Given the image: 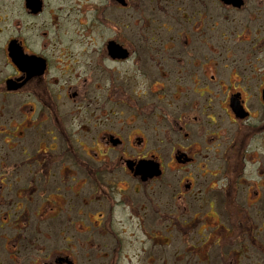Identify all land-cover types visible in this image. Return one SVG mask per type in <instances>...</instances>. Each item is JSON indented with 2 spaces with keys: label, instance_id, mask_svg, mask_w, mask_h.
Wrapping results in <instances>:
<instances>
[{
  "label": "flooded vegetation",
  "instance_id": "flooded-vegetation-1",
  "mask_svg": "<svg viewBox=\"0 0 264 264\" xmlns=\"http://www.w3.org/2000/svg\"><path fill=\"white\" fill-rule=\"evenodd\" d=\"M1 240L264 264V0H0Z\"/></svg>",
  "mask_w": 264,
  "mask_h": 264
},
{
  "label": "rangeland",
  "instance_id": "rangeland-1",
  "mask_svg": "<svg viewBox=\"0 0 264 264\" xmlns=\"http://www.w3.org/2000/svg\"><path fill=\"white\" fill-rule=\"evenodd\" d=\"M117 118H115V123H117ZM3 232V231H2ZM186 241V240H185ZM4 241H0V246L1 245H3L2 243H3ZM175 243V242H174ZM3 248L4 247H0V259H1V256H2V259L4 258L5 260H3V262H2V264H23L24 262L20 259V260H18V262H15V263H12L11 261H10V259L9 258H7V255L4 253V251H3ZM159 254H160V258L157 260V262H155L154 264H165L164 263V260H163V254H162V251H159ZM29 255V254H28ZM189 257H191L190 255H188V257H186V259H189ZM7 258V259H6ZM28 259H29V257L27 258L26 257V260L28 261ZM192 260H194V261H192V264H198L197 262H196V258L194 257V256H192Z\"/></svg>",
  "mask_w": 264,
  "mask_h": 264
}]
</instances>
